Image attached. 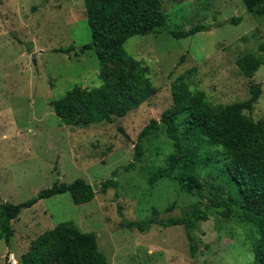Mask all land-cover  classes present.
Here are the masks:
<instances>
[{
  "label": "rangeland",
  "instance_id": "obj_1",
  "mask_svg": "<svg viewBox=\"0 0 264 264\" xmlns=\"http://www.w3.org/2000/svg\"><path fill=\"white\" fill-rule=\"evenodd\" d=\"M162 2L170 30L199 24L208 30L180 40L165 31L129 39L126 51L150 69L158 93L124 118L83 127L63 124L53 104L76 85L102 84L96 53L79 52L91 42L84 0H0V206L23 203L57 182L79 178L96 190L95 199L83 205L65 193L22 210L12 221L11 244L0 240V264H22L32 241L66 221L96 233L108 264L254 262L258 233L240 219L237 207L229 219L209 211L196 259L183 226H154L145 233L129 227L152 217H180L189 206L206 202L183 189L175 179L178 170L151 182L173 151L163 131L145 142L142 161L134 162L139 134L171 107L175 82L183 79L193 91H204L214 105L248 100L250 86L260 85L253 118L264 120V65L247 78L236 62L246 53L264 58V16L250 13L242 0ZM233 18L241 22L230 23ZM72 45L77 50L70 54L56 52ZM192 158L201 161L198 183L219 182L227 197L238 199L237 186L214 161H206L205 151ZM111 178L117 187L101 185Z\"/></svg>",
  "mask_w": 264,
  "mask_h": 264
},
{
  "label": "trees",
  "instance_id": "obj_2",
  "mask_svg": "<svg viewBox=\"0 0 264 264\" xmlns=\"http://www.w3.org/2000/svg\"><path fill=\"white\" fill-rule=\"evenodd\" d=\"M250 13L264 16V0H242ZM91 42L80 47L85 54L94 51L101 63L99 87L86 88L76 85L54 102V111L61 122L69 126H91L124 118L152 99L158 89L150 77V69L132 57L125 44L134 36H147L167 32L180 40L208 30L199 24L187 31L170 30L168 17L163 11L162 0H84ZM239 24L240 18L229 21ZM74 45L56 52L70 54ZM237 65L247 78H253L264 65V58L246 53L237 58ZM250 98L233 104L214 105L206 93L193 91L183 79L174 84L173 103L161 120H152L139 134L135 145V161L141 162L145 142L164 132L172 141L173 151L168 155L167 166L151 178L168 177L178 170L175 179L189 194H198L206 202L189 206L180 217L130 223L131 229L148 232L154 226L164 228L183 226L189 242L190 254L198 258L201 253L199 235L201 225L209 219V211L216 209L224 219L235 213L240 219L256 227L254 262L264 264V120H255L253 112L259 101L261 86H250ZM205 151L206 161H214L238 189V199L226 196V189L216 181L198 183L195 170L200 160H194ZM135 163L124 167L129 171ZM117 171L114 172V176ZM114 178V177H113ZM108 179L101 183L105 188L117 187ZM69 193L75 205L93 201L96 190L85 179L72 183L57 182L53 187L40 191L33 199L20 204H1L0 240L8 245L14 236L12 221L22 210L39 201ZM1 203V200H0ZM22 264H108L107 256L99 249L97 235L83 232L73 221L59 223L53 229L32 241L29 250L21 257Z\"/></svg>",
  "mask_w": 264,
  "mask_h": 264
},
{
  "label": "built area",
  "instance_id": "obj_3",
  "mask_svg": "<svg viewBox=\"0 0 264 264\" xmlns=\"http://www.w3.org/2000/svg\"><path fill=\"white\" fill-rule=\"evenodd\" d=\"M12 258H13V257L11 256V261L13 260Z\"/></svg>",
  "mask_w": 264,
  "mask_h": 264
}]
</instances>
